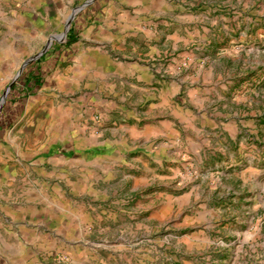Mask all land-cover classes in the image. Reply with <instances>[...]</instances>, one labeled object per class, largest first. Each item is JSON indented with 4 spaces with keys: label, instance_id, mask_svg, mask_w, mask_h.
<instances>
[{
    "label": "rangeland",
    "instance_id": "1",
    "mask_svg": "<svg viewBox=\"0 0 264 264\" xmlns=\"http://www.w3.org/2000/svg\"><path fill=\"white\" fill-rule=\"evenodd\" d=\"M0 264H264V0H0Z\"/></svg>",
    "mask_w": 264,
    "mask_h": 264
},
{
    "label": "trees",
    "instance_id": "2",
    "mask_svg": "<svg viewBox=\"0 0 264 264\" xmlns=\"http://www.w3.org/2000/svg\"><path fill=\"white\" fill-rule=\"evenodd\" d=\"M75 34H76V32H75V28L72 26L71 27V29H70V33H69V35H68V40H69V42H68V45H70L71 43H73V42H75L76 41V37H75ZM72 35V36H71ZM36 82H37V80H36Z\"/></svg>",
    "mask_w": 264,
    "mask_h": 264
},
{
    "label": "water",
    "instance_id": "3",
    "mask_svg": "<svg viewBox=\"0 0 264 264\" xmlns=\"http://www.w3.org/2000/svg\"><path fill=\"white\" fill-rule=\"evenodd\" d=\"M68 27H69V29H70V25H69Z\"/></svg>",
    "mask_w": 264,
    "mask_h": 264
}]
</instances>
